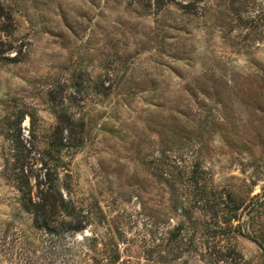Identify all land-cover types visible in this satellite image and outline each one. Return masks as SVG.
<instances>
[{"label": "rangeland", "instance_id": "374dc122", "mask_svg": "<svg viewBox=\"0 0 264 264\" xmlns=\"http://www.w3.org/2000/svg\"><path fill=\"white\" fill-rule=\"evenodd\" d=\"M177 1L157 8L134 0H0V264H64L62 245L80 239L32 229L19 206L21 180L30 176L34 183L40 172L57 120L54 105L75 112L76 145L62 157L73 189L120 218L111 224L117 264H191L185 253L169 251L174 242L167 232L180 216L156 168L159 116L190 104L209 119L220 112L214 89L206 90L215 81L243 133L242 122L255 116L234 99L232 87L256 69L264 72V15L252 3L203 0L187 12ZM89 79L118 86L97 94ZM209 141L203 151L219 185L245 191L256 180L252 194L263 192L264 147L243 151L218 135ZM189 151L170 147L166 163ZM151 212L155 226H145ZM234 233L246 263L263 264L264 250Z\"/></svg>", "mask_w": 264, "mask_h": 264}, {"label": "trees", "instance_id": "16d2710c", "mask_svg": "<svg viewBox=\"0 0 264 264\" xmlns=\"http://www.w3.org/2000/svg\"><path fill=\"white\" fill-rule=\"evenodd\" d=\"M171 1L175 0H134L143 5L153 3L157 8ZM202 1L177 2L181 8L192 12ZM229 1L233 5L238 2L243 6L252 3L258 9L257 15H264V0ZM234 11L237 14L236 8ZM252 74L237 87H232L235 98H231L240 101L244 109L251 110L255 116L251 121L245 119L242 122L244 127L248 126L243 133L237 125L241 119L231 120L228 108L232 107V103L228 99H220L221 92L216 88L215 81L214 84L206 85V90L214 89L211 94L219 106L220 112L217 114L211 113L208 119V115L201 112L192 113V105L189 104L186 109L169 108V115L163 113L159 116L162 134L156 168H160L159 178L169 190L173 212L180 216L173 229L167 232L170 241L174 242L169 251L177 252L176 256L185 253L191 264H247L234 243L235 231L254 240L264 250V222H260L264 217V190L252 194L256 180L253 186L248 184L250 188L245 191H240V186L234 184L219 185L207 165L210 155L203 151L205 148L209 150V140L214 135L221 136L226 144L237 145L243 151L251 150L252 145L264 147V72L256 69L253 77ZM89 80V87L97 94L108 95L118 86L116 82H111L105 87L98 79ZM51 109L57 119L56 124L46 137L40 172L35 176V182L31 183L30 176L21 180L20 209L30 218L32 229L45 231L60 240L67 238V232L73 238L79 234L80 239L74 244H61L64 264H117L120 259L119 245L113 237L111 224L120 218L110 217L95 197L78 194L62 161V157L66 156L63 150L76 145V135H72L75 112L67 114V108L56 105ZM24 117L25 114L21 113L19 123ZM78 125L82 133L84 116ZM247 132L248 135H245ZM209 134L211 137H208ZM172 146L182 151H189L188 147L192 146L193 151H189L190 155L185 154L183 159L174 156L173 163L169 165L166 161L169 160ZM60 170L65 172L62 174ZM157 218V213H149L145 226H155ZM98 227L105 229V232L100 233ZM191 229L193 231L190 234ZM84 230L90 233L83 235Z\"/></svg>", "mask_w": 264, "mask_h": 264}]
</instances>
